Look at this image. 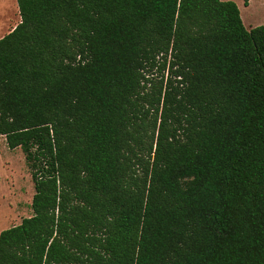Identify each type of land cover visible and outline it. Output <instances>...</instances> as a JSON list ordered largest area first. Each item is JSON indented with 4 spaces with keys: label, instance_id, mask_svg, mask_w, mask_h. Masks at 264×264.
I'll use <instances>...</instances> for the list:
<instances>
[{
    "label": "trees",
    "instance_id": "obj_1",
    "mask_svg": "<svg viewBox=\"0 0 264 264\" xmlns=\"http://www.w3.org/2000/svg\"><path fill=\"white\" fill-rule=\"evenodd\" d=\"M16 3L0 138L34 195L0 264H264V26L222 0Z\"/></svg>",
    "mask_w": 264,
    "mask_h": 264
},
{
    "label": "rangeland",
    "instance_id": "obj_2",
    "mask_svg": "<svg viewBox=\"0 0 264 264\" xmlns=\"http://www.w3.org/2000/svg\"><path fill=\"white\" fill-rule=\"evenodd\" d=\"M234 2L246 29L264 26V0H222ZM20 22L16 1L0 0V38ZM34 187L20 149L9 150L0 138V232L32 216Z\"/></svg>",
    "mask_w": 264,
    "mask_h": 264
},
{
    "label": "crops",
    "instance_id": "obj_3",
    "mask_svg": "<svg viewBox=\"0 0 264 264\" xmlns=\"http://www.w3.org/2000/svg\"><path fill=\"white\" fill-rule=\"evenodd\" d=\"M14 1H16V0H14ZM17 4V3H16Z\"/></svg>",
    "mask_w": 264,
    "mask_h": 264
}]
</instances>
